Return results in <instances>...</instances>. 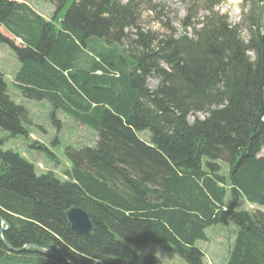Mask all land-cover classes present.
<instances>
[{
    "label": "trees",
    "instance_id": "trees-1",
    "mask_svg": "<svg viewBox=\"0 0 264 264\" xmlns=\"http://www.w3.org/2000/svg\"><path fill=\"white\" fill-rule=\"evenodd\" d=\"M44 1L54 7L50 20L26 3L0 0V44L19 63L12 83L96 140L67 148L64 180L37 175L17 153L2 151L0 138L3 241L16 250L55 247L13 253L0 241V264H161L150 245L203 264L195 244L218 224L236 228L225 264H264V214L233 206L238 198L264 205V0H243L236 26L207 9L191 36L161 40L140 31L131 37L138 21L132 2ZM25 114L0 72L6 138L27 137ZM196 114L202 119L189 123ZM32 148L47 151L36 142ZM71 207L91 218L89 236L69 227Z\"/></svg>",
    "mask_w": 264,
    "mask_h": 264
},
{
    "label": "rangeland",
    "instance_id": "rangeland-1",
    "mask_svg": "<svg viewBox=\"0 0 264 264\" xmlns=\"http://www.w3.org/2000/svg\"><path fill=\"white\" fill-rule=\"evenodd\" d=\"M26 2L38 14L46 20H50L54 7L44 0H20ZM122 3L132 2L136 7L138 21L136 29L131 31L132 38L137 32L143 34L151 33L158 40L168 37H178L193 32L199 27L205 11L216 2L213 7L221 15H227L231 24L235 25L240 19L239 4L241 0H214L207 3L206 0H119ZM212 9V10H213ZM243 25V24H242ZM127 32V31H126ZM187 35V34H186ZM243 41H247V31H241ZM253 58V53H249ZM19 68V63L12 51L4 44H0V72L3 74L8 87V96L14 104L23 107L25 118L22 127L27 132V137L19 135L15 138H6L7 135L0 131V138L4 139L2 151H12L34 166L37 175L46 172H53L60 179L63 171L69 168L70 163L66 156L67 148L80 149L93 147L96 136L90 129L78 124L61 111H54L48 101L31 100L14 87L13 76ZM156 78H148L146 86L149 90L157 87ZM53 118L59 122L58 126L53 123ZM195 118L202 119L199 114L189 115L187 121L190 123ZM139 138L147 141L148 133L142 132ZM39 143L47 151L43 152L33 149L34 143ZM52 156H51V155ZM264 156V147L260 153ZM226 167L223 166V170ZM226 204L232 205V199L227 196ZM237 211L256 210L264 213V205L250 206L243 198H238L234 203ZM208 238L206 242H197L195 247L204 253L203 264H225L227 251L236 235V228L233 224H218L206 229ZM148 252L157 257L161 264H187L183 260L173 256L168 250L154 245L148 246Z\"/></svg>",
    "mask_w": 264,
    "mask_h": 264
},
{
    "label": "water",
    "instance_id": "water-1",
    "mask_svg": "<svg viewBox=\"0 0 264 264\" xmlns=\"http://www.w3.org/2000/svg\"><path fill=\"white\" fill-rule=\"evenodd\" d=\"M64 215H65V218L67 220L69 227L71 228L73 232L79 235H83V236H89L92 233L93 225H92L91 218L78 207H71L65 212ZM0 223L4 225V227L0 228V241L3 243L6 249L10 252L20 253L24 251L25 249L34 248L38 251L39 254L44 255L50 252L52 249H55L54 246H50L48 249L44 250V249L38 248L35 245H29V246H26L18 250L13 249L10 246H8L2 239V234L7 230L8 226L5 224V222L1 218H0ZM60 254L63 255L62 252H60ZM94 264H100V263L96 262Z\"/></svg>",
    "mask_w": 264,
    "mask_h": 264
}]
</instances>
